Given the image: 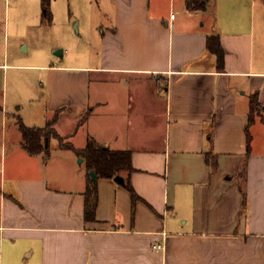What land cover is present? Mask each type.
<instances>
[{
    "label": "crops",
    "instance_id": "obj_1",
    "mask_svg": "<svg viewBox=\"0 0 264 264\" xmlns=\"http://www.w3.org/2000/svg\"><path fill=\"white\" fill-rule=\"evenodd\" d=\"M212 1L106 0L98 59L35 66L46 109L17 107L0 133L14 163L0 173V264H264V0ZM56 114L72 149L52 139L48 156L30 154L18 120ZM90 140L129 152L132 168L98 177L94 220L78 161Z\"/></svg>",
    "mask_w": 264,
    "mask_h": 264
},
{
    "label": "rangeland",
    "instance_id": "obj_2",
    "mask_svg": "<svg viewBox=\"0 0 264 264\" xmlns=\"http://www.w3.org/2000/svg\"><path fill=\"white\" fill-rule=\"evenodd\" d=\"M162 1L166 7L168 0ZM49 2L51 21L47 20L41 2L36 12L28 0H0V62L6 65L0 70V93L8 100L11 113L6 120L0 113V133L5 129L9 132L14 119L12 113L21 114L16 111L17 107L46 109L48 71L39 70L36 65H50L52 62L65 65L76 55L83 61L86 57L99 58L101 22L104 20L101 10L106 0ZM212 3L209 0L208 8ZM175 5L177 8V0ZM58 50H62L63 56L56 54ZM5 52L7 56L2 58ZM91 85L96 87V82ZM82 157L78 161L82 168H87ZM13 164V159H0V173L3 165L8 175Z\"/></svg>",
    "mask_w": 264,
    "mask_h": 264
},
{
    "label": "trees",
    "instance_id": "obj_3",
    "mask_svg": "<svg viewBox=\"0 0 264 264\" xmlns=\"http://www.w3.org/2000/svg\"><path fill=\"white\" fill-rule=\"evenodd\" d=\"M49 1L50 0H41V3L45 9L47 20L51 21V14L48 8L50 4ZM208 2L209 0H186V8L189 11H204L208 8ZM214 39L217 42V37H208L207 45L209 49L218 55L221 61L222 54L215 46ZM259 110L260 104L257 100V96L253 95L251 99L249 124L252 123L256 113H259ZM57 117L56 114L44 127H29L25 125L21 119L18 120L23 146L30 154L43 153L45 156H48L50 154V142L52 139L58 140L62 148L72 149V146L65 143L64 138H62L54 128ZM247 136L249 145V134H247ZM78 154L84 157L88 171V185L85 192V216L86 219L94 220L97 204L96 181L98 177L113 178L118 175L121 170L131 171L130 154L129 152L123 151H109L97 145L92 140L88 141L86 147L82 151H79ZM91 172L95 173V179L90 176ZM125 186L131 194L132 204L134 206L139 200V197L129 183H126Z\"/></svg>",
    "mask_w": 264,
    "mask_h": 264
},
{
    "label": "water",
    "instance_id": "obj_4",
    "mask_svg": "<svg viewBox=\"0 0 264 264\" xmlns=\"http://www.w3.org/2000/svg\"><path fill=\"white\" fill-rule=\"evenodd\" d=\"M56 54H60L62 56V50H58ZM90 174H91V177L93 179H95V173L94 172H91ZM116 179L119 180L120 182H123V179L121 177H118L117 176Z\"/></svg>",
    "mask_w": 264,
    "mask_h": 264
},
{
    "label": "built area",
    "instance_id": "obj_5",
    "mask_svg": "<svg viewBox=\"0 0 264 264\" xmlns=\"http://www.w3.org/2000/svg\"><path fill=\"white\" fill-rule=\"evenodd\" d=\"M6 1H8V0H6ZM161 248H162L161 245H154V246H153V249H154V250H159V249H161Z\"/></svg>",
    "mask_w": 264,
    "mask_h": 264
}]
</instances>
